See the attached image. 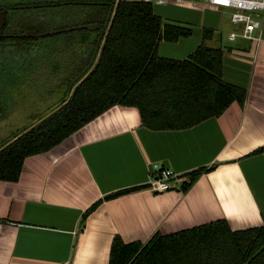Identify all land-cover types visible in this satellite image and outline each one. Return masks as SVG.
Wrapping results in <instances>:
<instances>
[{"label": "crops", "instance_id": "1", "mask_svg": "<svg viewBox=\"0 0 264 264\" xmlns=\"http://www.w3.org/2000/svg\"><path fill=\"white\" fill-rule=\"evenodd\" d=\"M152 1L164 22L192 31L174 44L161 42L158 55L183 60L211 30L205 44L223 51V79L246 90L243 106L233 103L219 117L179 130L148 129L137 109L114 106L26 158L17 182L0 181V264H108L116 235L145 243L156 232L218 219L235 231L263 225L264 26L254 33L258 42L229 40L241 27L228 9L201 0ZM154 163L178 174L172 189H150ZM210 167L182 191L189 173ZM98 201L81 228L82 214Z\"/></svg>", "mask_w": 264, "mask_h": 264}, {"label": "trees", "instance_id": "2", "mask_svg": "<svg viewBox=\"0 0 264 264\" xmlns=\"http://www.w3.org/2000/svg\"><path fill=\"white\" fill-rule=\"evenodd\" d=\"M57 7L68 9L69 15L82 11L89 14L73 27L95 23L101 26L61 32H78L77 45L85 49L79 51L76 62L67 60L74 65L60 80L58 87L63 88V94L58 104L34 124L0 143V181L17 182L26 158L51 150L114 106L137 109L142 125L151 130L190 128L219 117L233 103L243 106L246 90L223 79V51L205 44L211 30H203L202 42L183 60L158 55L161 42L176 43L192 31L164 22L155 14L152 2L1 0L0 11L6 17L2 33L35 30L33 25L16 30L23 23L17 19L43 15ZM39 39L1 37L0 55L5 49L32 46ZM14 88L19 89L16 85ZM261 151L257 149L251 155ZM212 169L189 173L182 191L186 192L204 171ZM138 189L119 191L105 199ZM99 203L82 214L81 228ZM108 264H264V223L235 231L225 219H218L171 234L156 232L145 243H125L116 235Z\"/></svg>", "mask_w": 264, "mask_h": 264}, {"label": "rangeland", "instance_id": "3", "mask_svg": "<svg viewBox=\"0 0 264 264\" xmlns=\"http://www.w3.org/2000/svg\"><path fill=\"white\" fill-rule=\"evenodd\" d=\"M87 15L89 14L83 11L69 15L68 9L57 7L43 15L33 14L17 19L18 23L20 21L23 23L15 29L21 30L27 25H33L39 33L61 27L64 28L63 30L71 29L80 24L88 17ZM78 35V32L74 35L62 33L48 35L33 42L32 46L5 49L2 52L0 141L6 140L18 130L31 126L39 116L58 104L63 94V88L58 87L62 84H59L60 80L72 70L74 65L71 62L67 63V60L76 62L79 51L85 49L77 45ZM17 83H22L23 87L15 89Z\"/></svg>", "mask_w": 264, "mask_h": 264}, {"label": "built area", "instance_id": "4", "mask_svg": "<svg viewBox=\"0 0 264 264\" xmlns=\"http://www.w3.org/2000/svg\"><path fill=\"white\" fill-rule=\"evenodd\" d=\"M153 2L152 0H144ZM207 5L224 8L230 11L229 19L233 25L241 27L239 32L229 34V40H235L241 37L245 40L259 41L260 36H255L257 31L262 33L264 26V0H201ZM162 1H158L161 3ZM151 172L154 173L150 179L149 187L154 192H164L172 189L175 181L179 180L178 174H175L167 168H160L157 164L151 166Z\"/></svg>", "mask_w": 264, "mask_h": 264}, {"label": "water", "instance_id": "5", "mask_svg": "<svg viewBox=\"0 0 264 264\" xmlns=\"http://www.w3.org/2000/svg\"><path fill=\"white\" fill-rule=\"evenodd\" d=\"M6 23V17H5V13L4 11H0V38L1 37H10V38H41V37H45L48 35H53V34H57V33H61L64 31H70V30H77V29H86V28H90V29H94V28H99L101 26V24L99 23H95V24H88V25H83V26H78V27H74L71 29H65V30H56V31H49V32H45V33H39L36 30H27L22 34H2V28ZM103 27L105 28V25H103ZM100 59V56H99Z\"/></svg>", "mask_w": 264, "mask_h": 264}, {"label": "flooded vegetation", "instance_id": "6", "mask_svg": "<svg viewBox=\"0 0 264 264\" xmlns=\"http://www.w3.org/2000/svg\"><path fill=\"white\" fill-rule=\"evenodd\" d=\"M8 35V34H7Z\"/></svg>", "mask_w": 264, "mask_h": 264}]
</instances>
